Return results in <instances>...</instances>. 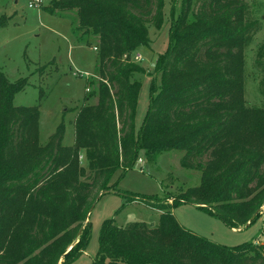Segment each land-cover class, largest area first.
<instances>
[{
	"label": "trees",
	"instance_id": "16d2710c",
	"mask_svg": "<svg viewBox=\"0 0 264 264\" xmlns=\"http://www.w3.org/2000/svg\"><path fill=\"white\" fill-rule=\"evenodd\" d=\"M163 7L164 0L52 1L51 10L76 11L83 35L97 36L96 102L79 108L70 145L62 143L63 123L38 142V106L12 104L25 81L0 72V264L72 262L87 245L90 224L83 223L99 191L143 200L119 192L115 172L169 150L182 152L180 166L200 172L199 184L171 204L145 202L160 211L156 225L103 220L90 264H264V242L218 244L182 227L171 211L195 204L231 228L260 215L264 106L245 99L244 49L261 23L246 0H181L135 131L136 74L144 68L133 56L149 45L146 25L161 27ZM7 23L0 17V28ZM258 57L264 69V41Z\"/></svg>",
	"mask_w": 264,
	"mask_h": 264
},
{
	"label": "rangeland",
	"instance_id": "374dc122",
	"mask_svg": "<svg viewBox=\"0 0 264 264\" xmlns=\"http://www.w3.org/2000/svg\"><path fill=\"white\" fill-rule=\"evenodd\" d=\"M53 0H0V17L8 19L0 28V72L10 81L23 79V90L12 96L15 106L37 105L39 110L38 142L45 144L59 123L64 124L62 143L74 140L73 121L81 105L96 102L97 36L83 35L77 30L75 10H51ZM261 23L244 49V96L252 105L264 106V69L258 67V48L264 41V0H246ZM181 0H164L163 23L155 28L148 23L149 45L138 49L137 62L144 72L136 74L141 81L136 113L135 131L140 127L149 99L151 79L158 82L154 60L168 45L170 21L179 13ZM264 61V60H263ZM85 97H88L86 99ZM179 150L163 151L152 162L141 156L124 173L116 171V189L141 197H128L99 191L84 220L90 224V234L84 250L69 264H90L98 248L99 228L103 220L112 218L118 226L133 221L158 223L160 211L145 202L161 201L171 204L174 197L199 184L200 172L180 166ZM80 163L85 166L87 179L91 171L81 151ZM176 221L184 228L223 245L243 242H264V204L260 215L248 226L231 228L220 218L191 203H175L171 207ZM83 225V226H84Z\"/></svg>",
	"mask_w": 264,
	"mask_h": 264
},
{
	"label": "built area",
	"instance_id": "2783aa9c",
	"mask_svg": "<svg viewBox=\"0 0 264 264\" xmlns=\"http://www.w3.org/2000/svg\"><path fill=\"white\" fill-rule=\"evenodd\" d=\"M37 0H35V2H36ZM133 58H134V60L135 61H138L139 59H141L140 58V54H138V53H136L134 56H133Z\"/></svg>",
	"mask_w": 264,
	"mask_h": 264
},
{
	"label": "water",
	"instance_id": "95a60500",
	"mask_svg": "<svg viewBox=\"0 0 264 264\" xmlns=\"http://www.w3.org/2000/svg\"><path fill=\"white\" fill-rule=\"evenodd\" d=\"M109 190H102V192H101V194L102 193H105V192H108ZM97 198H98V196H97ZM261 210V207L259 208V210L258 211H260ZM89 211H90V209H89ZM89 213V212H88ZM87 213V214H88ZM73 244H71V246H72ZM71 246L67 249V250H69L70 248H71ZM60 262V261H59Z\"/></svg>",
	"mask_w": 264,
	"mask_h": 264
}]
</instances>
